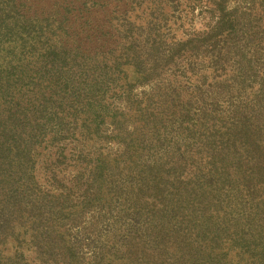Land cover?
Returning <instances> with one entry per match:
<instances>
[{
	"label": "trees",
	"instance_id": "1",
	"mask_svg": "<svg viewBox=\"0 0 264 264\" xmlns=\"http://www.w3.org/2000/svg\"><path fill=\"white\" fill-rule=\"evenodd\" d=\"M225 184L263 210L264 0H0V264H264Z\"/></svg>",
	"mask_w": 264,
	"mask_h": 264
},
{
	"label": "rangeland",
	"instance_id": "2",
	"mask_svg": "<svg viewBox=\"0 0 264 264\" xmlns=\"http://www.w3.org/2000/svg\"><path fill=\"white\" fill-rule=\"evenodd\" d=\"M181 0H179L180 2ZM185 5V4H184ZM172 20H176L174 21L173 24L171 23H167V24H163L161 26V31L163 33L164 36H166V38H171L173 36H183L185 34H189L191 32L194 31H198V30H202L207 22V18L208 15L207 13L204 11V8H202L201 10L196 7L194 9L193 12H191V10H188V8H184V10H182V6H180L179 10L176 11L174 14L171 15ZM202 68V67H201ZM199 73H200V68H199ZM182 81H186L187 80L183 77H181ZM247 86L246 89L248 90L247 92L250 91L249 87H252L253 90L257 89V84L253 83L252 85L249 86V83L247 82ZM146 85L144 86H139L136 87L135 91L137 93H140L142 90L146 89ZM258 96L257 101L260 100V98L263 96L261 95V93L259 92V94L253 96L252 98ZM240 97V96H239ZM247 97V93H243L241 95V98L244 100V98ZM230 101H222V98L220 99L219 103L216 104V109L220 110V109H226V105H228ZM231 103V102H230ZM69 144V143H68ZM94 149V148H99V149H105L106 151H110V152H119L121 150V145L117 142H113V141H109V140H105V141H100V142H96L95 144L92 145V143H89L88 149ZM85 152L87 151V146H85ZM66 154H68L69 149L65 150ZM88 157L86 156L85 159H87ZM84 159V160H85ZM62 172L61 174H64L65 176H68L69 172H73L74 169L67 167H61ZM43 163L38 164L37 166V174L40 175V183H42L45 187H47V181L43 180V178L41 177V173L43 172ZM228 184H225L224 188L227 186ZM238 191L236 190V188H225L224 189V206L222 208H225L227 212H225V215L228 217L227 219H224V221L221 224V227L224 230V235L226 233L229 232H233L235 237L237 236V230L236 227L242 226V223L244 221L243 218L245 217V219L248 221L249 219H247L250 215H249V211L254 212V208L258 209L261 207L262 208V204L258 203L256 204V202H253V198L250 197L251 199V203H249V198L248 195H242L243 193L241 192L238 196H237ZM235 202V203H234ZM255 205V206H254ZM249 206H253V207H249ZM256 209V210H257ZM260 213L262 212V216L264 214V208L263 210H259ZM257 218H254L253 220H255ZM260 223L262 222V220L259 221ZM253 228L254 226H256L257 221L252 223ZM262 224V223H261ZM258 226H260V224H257ZM76 228L73 227L72 232H76L75 230ZM76 234L79 236L80 232H76ZM223 235V234H222ZM83 252H87L86 248L83 249ZM87 254V253H85Z\"/></svg>",
	"mask_w": 264,
	"mask_h": 264
}]
</instances>
